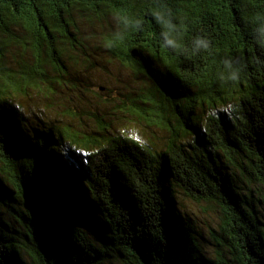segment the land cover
<instances>
[{
    "label": "trees",
    "instance_id": "obj_1",
    "mask_svg": "<svg viewBox=\"0 0 264 264\" xmlns=\"http://www.w3.org/2000/svg\"><path fill=\"white\" fill-rule=\"evenodd\" d=\"M105 56L149 86L89 91L164 147L28 131L14 96ZM177 192L222 213L213 256ZM0 264H264V0H0Z\"/></svg>",
    "mask_w": 264,
    "mask_h": 264
},
{
    "label": "rangeland",
    "instance_id": "obj_2",
    "mask_svg": "<svg viewBox=\"0 0 264 264\" xmlns=\"http://www.w3.org/2000/svg\"><path fill=\"white\" fill-rule=\"evenodd\" d=\"M100 59L97 69L68 74L62 84L55 85L53 93L29 88L26 94L14 96L12 102L28 131L36 133V129L41 131L57 125H69L74 131L91 132L99 128L100 122H105L110 133L126 132L157 148L168 144L171 133L149 122L145 115L126 112L116 104L100 106L98 101H102L89 89L106 98L118 94L124 90L123 87L149 86L145 77L131 72L116 60L108 56ZM176 196L182 212L193 220L206 253L213 256L216 250L212 243L215 242L214 231H220L222 213L212 205L197 203L182 192H177Z\"/></svg>",
    "mask_w": 264,
    "mask_h": 264
},
{
    "label": "clouds",
    "instance_id": "obj_3",
    "mask_svg": "<svg viewBox=\"0 0 264 264\" xmlns=\"http://www.w3.org/2000/svg\"><path fill=\"white\" fill-rule=\"evenodd\" d=\"M136 26L139 27V21H137ZM167 43L172 44L173 41L167 40ZM196 45H197V47H200V46H203L205 48L208 47L207 43L203 40H197ZM224 66L227 69V73H228L227 79L232 80V81H235L236 79H238V76H239V69L238 68H234L233 64L228 60L224 61Z\"/></svg>",
    "mask_w": 264,
    "mask_h": 264
}]
</instances>
